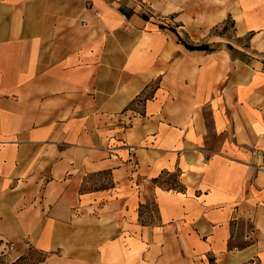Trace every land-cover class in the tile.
Listing matches in <instances>:
<instances>
[{
	"label": "crops",
	"instance_id": "obj_1",
	"mask_svg": "<svg viewBox=\"0 0 264 264\" xmlns=\"http://www.w3.org/2000/svg\"><path fill=\"white\" fill-rule=\"evenodd\" d=\"M136 1L0 0L1 245L43 264H264V63L156 48L138 5L160 0ZM162 172L183 191L153 186L142 223Z\"/></svg>",
	"mask_w": 264,
	"mask_h": 264
},
{
	"label": "rangeland",
	"instance_id": "obj_2",
	"mask_svg": "<svg viewBox=\"0 0 264 264\" xmlns=\"http://www.w3.org/2000/svg\"><path fill=\"white\" fill-rule=\"evenodd\" d=\"M138 1L141 3V0L136 2ZM164 1L160 0L158 3L154 1L153 7H149L147 3L138 5L139 15H145L149 25L154 26L156 33H160V38L158 37L155 41L156 48L160 47L159 39L164 43L176 42L175 36L168 30L174 29L190 45L207 44L212 52L230 51L233 57L236 58L246 54L245 57L252 61L260 64L264 63V0H171L178 4L176 11L171 15H167L168 11L171 10L170 8H166L162 12L160 10ZM223 16L225 17L222 19ZM228 16H230L229 19ZM235 22H237L239 28L238 32ZM227 46H229V49ZM171 50L173 51L172 48ZM206 55L202 53L200 56L205 59ZM187 61L194 63L192 58L191 60L187 58ZM191 66L195 67L193 64ZM254 67L261 70L259 64ZM155 85L156 83L138 101L137 106L134 107L137 111L141 112L142 104L139 103L143 102L145 97L150 96ZM202 111L207 127V145L209 149L214 150L220 145V138L213 133L209 107L204 105ZM236 161H239V159H236ZM89 182H102L101 187H107L110 184V178L101 176L91 178ZM174 182L175 179L167 175L163 174L160 177V183L165 186L173 185ZM152 188L151 182L143 184L147 204L140 208V214L142 215L140 222L142 223H152L154 222V216H156ZM232 227L234 228V230L232 229L234 239L230 242V245L241 247L244 245L243 233L248 231L250 226L239 221L235 222ZM30 247L26 241L15 243L12 246L4 243L0 246V253L3 252L7 255L8 264L21 256L27 259L21 264H33V260H36L37 256L30 252Z\"/></svg>",
	"mask_w": 264,
	"mask_h": 264
},
{
	"label": "trees",
	"instance_id": "obj_3",
	"mask_svg": "<svg viewBox=\"0 0 264 264\" xmlns=\"http://www.w3.org/2000/svg\"><path fill=\"white\" fill-rule=\"evenodd\" d=\"M142 19H147L145 17V15H142L141 17ZM230 18V16H228V19ZM176 38V43L181 45L186 51L189 52H203L205 54H210L212 53L211 48L207 45H190L187 42H185L174 29H168ZM227 48L229 49V46H227ZM139 101V100H138ZM167 175L170 178H174L175 179V184L173 185H164L162 183H160V177L162 175ZM151 184L153 186H156L158 188L164 189V190H174V191H183V187L180 185V182L178 180V174L177 173H169V172H162L157 178L152 179ZM156 206V205H155ZM142 208V207H141ZM1 245V242H0ZM10 246H12L13 244H9ZM30 252L32 254H34L35 256H37L36 260H33V264H43L46 259L48 258V254L36 250L33 247H30ZM26 258H23V256L18 257L16 260H14L12 263L10 264H21L22 262L26 261ZM0 264H8V260H7V255H5L3 252L0 253Z\"/></svg>",
	"mask_w": 264,
	"mask_h": 264
}]
</instances>
